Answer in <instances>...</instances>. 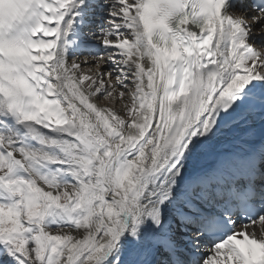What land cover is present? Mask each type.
I'll list each match as a JSON object with an SVG mask.
<instances>
[{"label": "snow or ice", "instance_id": "snow-or-ice-1", "mask_svg": "<svg viewBox=\"0 0 264 264\" xmlns=\"http://www.w3.org/2000/svg\"><path fill=\"white\" fill-rule=\"evenodd\" d=\"M0 264H264V0H0Z\"/></svg>", "mask_w": 264, "mask_h": 264}, {"label": "bare ground", "instance_id": "bare-ground-1", "mask_svg": "<svg viewBox=\"0 0 264 264\" xmlns=\"http://www.w3.org/2000/svg\"><path fill=\"white\" fill-rule=\"evenodd\" d=\"M231 135H232V132L231 131H226L225 132L224 139H227V138L231 137Z\"/></svg>", "mask_w": 264, "mask_h": 264}]
</instances>
